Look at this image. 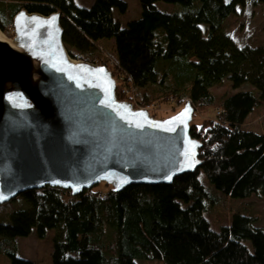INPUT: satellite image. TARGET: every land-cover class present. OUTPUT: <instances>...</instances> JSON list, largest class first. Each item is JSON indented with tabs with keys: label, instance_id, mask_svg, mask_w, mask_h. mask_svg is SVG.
I'll list each match as a JSON object with an SVG mask.
<instances>
[{
	"label": "trees",
	"instance_id": "1",
	"mask_svg": "<svg viewBox=\"0 0 264 264\" xmlns=\"http://www.w3.org/2000/svg\"><path fill=\"white\" fill-rule=\"evenodd\" d=\"M138 1L140 16L124 26L114 12L126 13L125 0H93L88 7L75 0H0L6 4L0 18L58 13L71 57L113 62L118 99L140 107L189 100L194 110L214 111L190 123L201 162L169 184L93 186L76 195L46 185L20 193L0 204L9 206L8 221L0 222V253L10 264H36L18 256L15 243L32 231L40 239L54 232L51 264H264V226L255 216L234 212L218 230L205 216L216 202L213 189L232 198L264 197V133L243 127L264 104V47L239 46L223 27L237 6L264 0ZM158 1L171 10H159ZM103 38L113 39L109 58L96 44ZM224 80L233 89H253L218 96L212 88ZM201 173L213 189L202 184Z\"/></svg>",
	"mask_w": 264,
	"mask_h": 264
},
{
	"label": "water",
	"instance_id": "2",
	"mask_svg": "<svg viewBox=\"0 0 264 264\" xmlns=\"http://www.w3.org/2000/svg\"><path fill=\"white\" fill-rule=\"evenodd\" d=\"M59 20L19 11L14 37L0 29V204L46 185L118 191L193 171L201 143L191 103L156 119L118 99L105 65L69 55Z\"/></svg>",
	"mask_w": 264,
	"mask_h": 264
},
{
	"label": "rangeland",
	"instance_id": "3",
	"mask_svg": "<svg viewBox=\"0 0 264 264\" xmlns=\"http://www.w3.org/2000/svg\"><path fill=\"white\" fill-rule=\"evenodd\" d=\"M125 1L128 3V10L126 13L117 14V12H114V17L118 19L123 26L128 21L138 18L141 11L138 0ZM75 2L79 6L88 7L91 5L93 0H75ZM5 5L6 4L0 3V10L3 9ZM155 5L161 11H170L172 7L171 4L162 1L156 2ZM0 22L3 23V27L0 28L3 34L9 38L14 37L15 32L13 17L10 19L7 14L2 18V20L0 18ZM223 27L239 46L249 45L254 47H264V3H258L257 5L247 4L245 6H237L236 12L224 20ZM112 42L113 39L107 38L99 39L97 41L96 44L102 49V55L104 58H109V56L112 55ZM112 63V61H109L108 66H106L109 70L110 66H112ZM247 89L253 88L249 84H244L238 89H233L228 81L224 80L219 86L213 87L212 91L219 96L222 94L233 93L236 90ZM126 90L129 91V89L120 88V93L126 94ZM188 102L190 103L189 100L183 102H177L176 99L171 101L161 100L159 101V105L149 104L141 108H146L152 117L156 119H163L178 112L185 105V103ZM208 115L214 116V111L208 113V111L206 112L203 109H197L193 110L192 119L195 122H198ZM243 127L247 130H253L257 133H264V104L254 108V110L247 117ZM199 179L202 184L206 186V188L213 189V186L202 173L199 175ZM95 186L97 189L102 191H105L108 186L113 187L112 185H109L105 182H100ZM213 191L216 192V195H214L216 202L212 203L209 212L205 213V216L208 219L212 229L218 230L223 224L229 223L234 212L253 215L257 219L255 224L264 226V197H257L253 195L247 199H240L226 196L214 189ZM214 192L213 194H215ZM8 209L9 206L0 208V222L8 221L10 213ZM53 234V231H49L44 239H40L36 236L35 232L32 231L27 237H17L15 239L17 255L26 259H30L36 264H51L50 254ZM136 262L137 264H164L161 260L150 259H136ZM0 264H10V260L5 254L0 253Z\"/></svg>",
	"mask_w": 264,
	"mask_h": 264
},
{
	"label": "snow or ice",
	"instance_id": "4",
	"mask_svg": "<svg viewBox=\"0 0 264 264\" xmlns=\"http://www.w3.org/2000/svg\"><path fill=\"white\" fill-rule=\"evenodd\" d=\"M100 71H103V70H100ZM0 198H3V197H0Z\"/></svg>",
	"mask_w": 264,
	"mask_h": 264
}]
</instances>
